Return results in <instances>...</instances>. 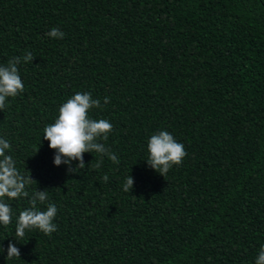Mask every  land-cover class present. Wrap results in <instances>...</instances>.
<instances>
[{
  "label": "trees",
  "instance_id": "16d2710c",
  "mask_svg": "<svg viewBox=\"0 0 264 264\" xmlns=\"http://www.w3.org/2000/svg\"><path fill=\"white\" fill-rule=\"evenodd\" d=\"M52 28L64 38L46 35ZM28 51L33 62L18 65L24 90L0 109V138L37 182L26 190H49L57 230L16 237L30 205L5 198L13 215L0 225V264H255L264 246V0H0V65ZM78 92L100 100L89 117L113 125L98 142L118 164L93 152L76 172L55 166L44 129ZM159 131L186 151L165 178L146 162ZM10 243L21 255L7 260Z\"/></svg>",
  "mask_w": 264,
  "mask_h": 264
},
{
  "label": "clouds",
  "instance_id": "9594fccd",
  "mask_svg": "<svg viewBox=\"0 0 264 264\" xmlns=\"http://www.w3.org/2000/svg\"><path fill=\"white\" fill-rule=\"evenodd\" d=\"M46 35L54 39H63L65 34L58 28H52ZM33 60L32 53L28 51L24 56L9 59L6 65H0V109L5 108L6 98L16 97L24 90L18 65ZM109 102V98L105 97L104 103ZM100 107V100L93 99L90 93L79 92L62 104L58 118L45 127L43 137V140L49 142L50 149L55 151V166L67 165L69 173L76 172L78 169L86 168L84 154L93 152L101 156L107 155L113 163H119V158L103 143L98 142L101 138L105 141L108 139L113 125L106 119L97 120L89 117L91 109ZM10 148V143L0 138V225L8 226L12 222L13 210L5 202V198L10 200L28 198L30 206L21 211L16 220V237L23 239L26 230L32 229L51 235L57 230L54 219L58 210L54 203L46 204L49 190H36L31 194L26 190L32 183L37 182L31 175L26 176L18 171L12 156L6 154ZM147 150L148 166L164 178L173 166L181 165L186 156L183 144L177 142L168 131L153 134L148 140ZM74 161L79 162L75 169L72 167ZM102 162V160L95 162V167L100 168ZM108 179V176L104 175V182ZM133 185L134 179L130 175L125 178L123 190L132 191ZM44 204L46 209L42 210L39 205ZM20 255L19 248L10 243L6 259L11 260ZM255 264H264V246L259 249Z\"/></svg>",
  "mask_w": 264,
  "mask_h": 264
}]
</instances>
